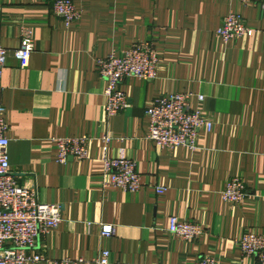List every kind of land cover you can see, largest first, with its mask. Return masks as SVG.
I'll use <instances>...</instances> for the list:
<instances>
[{
	"label": "crops",
	"instance_id": "0c3cea01",
	"mask_svg": "<svg viewBox=\"0 0 264 264\" xmlns=\"http://www.w3.org/2000/svg\"><path fill=\"white\" fill-rule=\"evenodd\" d=\"M54 1L0 0L11 171L41 203L63 206L58 230L41 237L36 252L79 264H95L104 249L128 264H194L207 256L258 264L237 241L248 231L264 236V8L237 0H73L81 18L67 26ZM230 12L242 16L251 37L225 42L217 35ZM25 31L36 49L22 68L14 51ZM138 43L158 50L159 76L127 78L120 89L129 107L109 117L97 61ZM167 94H191L193 109L204 96L201 108L215 128L200 132L196 150L147 140L146 108ZM105 135L114 138L109 156L123 152L137 162L139 192L103 186ZM84 136L92 139L90 159L61 164L51 139ZM237 177L248 197L226 203L222 191ZM171 216L200 224L203 234L184 242L169 233ZM103 226L115 235L104 238Z\"/></svg>",
	"mask_w": 264,
	"mask_h": 264
},
{
	"label": "built area",
	"instance_id": "2783aa9c",
	"mask_svg": "<svg viewBox=\"0 0 264 264\" xmlns=\"http://www.w3.org/2000/svg\"><path fill=\"white\" fill-rule=\"evenodd\" d=\"M243 4H253L264 8V0H237ZM53 13L61 18L67 26L81 18L73 0H55ZM254 31L249 28L242 16L230 12L217 31V35L228 42L233 39L251 37ZM36 49V40L30 31H25L22 45L14 51V56L24 68L29 63ZM8 50L0 45V264H79L83 260L63 258L49 260L38 254L37 246L41 237L56 232L62 223L63 206L61 204H45L39 201L36 190L23 188L17 176L11 171L9 160V139L6 136L8 125L5 122V107L2 102V79ZM159 52L151 43H138L122 54L112 52L97 61L99 73L106 82V112L109 117L129 107L128 95L120 89L127 78H138L153 81L159 76ZM191 94H167L153 100L146 108L149 119L147 140L158 148L175 149L186 147L190 150L198 148L201 131L211 133L215 124L201 108L204 96H199V107L190 105ZM114 138L105 135L100 139L103 155L99 159L102 182L105 188L120 189L126 193H137L142 189V175L138 164L121 152L118 156L108 155L109 146ZM51 142L58 151V160L67 164L70 159L86 161L90 159L92 139L52 138ZM156 193L164 195L166 188L158 186ZM222 199L226 203L241 204L248 197L245 182L237 177L229 180L222 191ZM169 233L184 242L192 243L203 234L200 224L181 220L177 216L169 219ZM115 235L113 226H103L102 236L111 238ZM245 258H255L258 264H264V236L248 231L237 241ZM95 264H128L116 262L108 249L102 250ZM194 264H221L212 256L200 258Z\"/></svg>",
	"mask_w": 264,
	"mask_h": 264
}]
</instances>
